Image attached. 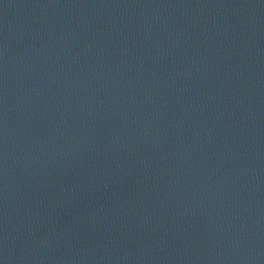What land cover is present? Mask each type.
<instances>
[{"label": "water", "instance_id": "95a60500", "mask_svg": "<svg viewBox=\"0 0 264 264\" xmlns=\"http://www.w3.org/2000/svg\"><path fill=\"white\" fill-rule=\"evenodd\" d=\"M0 264H264V0H0Z\"/></svg>", "mask_w": 264, "mask_h": 264}]
</instances>
